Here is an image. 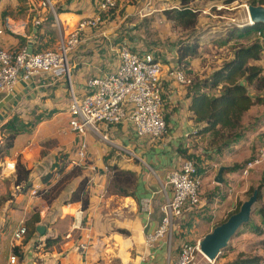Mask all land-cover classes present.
Listing matches in <instances>:
<instances>
[{
  "label": "crops",
  "instance_id": "obj_1",
  "mask_svg": "<svg viewBox=\"0 0 264 264\" xmlns=\"http://www.w3.org/2000/svg\"><path fill=\"white\" fill-rule=\"evenodd\" d=\"M145 1L117 0L115 9L100 13L96 26L83 28L78 44L67 55L68 71L64 78L39 74L23 79L19 73L11 93L0 95V124L15 116L25 127L0 156V264H79L76 244L70 238L71 233L77 231L75 228L84 217L82 214L86 213L88 218V210L93 213L92 220L99 217L115 220L129 234L126 237L119 233L97 236L81 225L80 241L90 244L84 257L86 264L112 260L110 252L114 249L120 254L121 264H166L176 257L180 244L199 240L224 218L234 208L235 200L251 185L250 175L243 177L239 172H227L222 176V183L214 185L211 197H201L203 187L199 205L185 208L182 215L173 220L169 242L166 237H159L149 247L143 245L144 234L151 232L161 217L159 207L164 193H170L169 187L165 186L166 173L177 169L185 155H196L204 162L210 160L203 155L209 135L193 134L199 124L187 110L188 87L177 83L169 72L176 67L173 47L170 53L163 55L151 49L156 51L162 68L163 133L158 137L137 136L128 120L111 126L97 125L96 132L87 131L83 136L86 142L84 165L73 164L78 136L68 128V86L76 97H81L87 91L85 82L88 78L112 72L119 62L116 51L120 44L138 52L147 50L135 29L136 25H146L147 17L154 11L150 8L148 14L140 13ZM48 2L58 10L56 18L64 33L70 32L81 19L96 13L94 0ZM41 3L42 0H0L2 48L16 52L23 47L28 49L30 45L32 52H39L55 47L54 20L48 19V9ZM189 62L190 74H194L192 60ZM254 63L259 65L257 61ZM121 148L129 150L135 157L125 154ZM5 161L14 164L19 161L29 170V188L37 186L40 192H45L71 168H79L80 176L86 177L88 207L82 210L79 202L63 203L79 176H71L46 203L40 192L30 195L29 188L23 192L14 187V171L2 172ZM113 165L135 172L134 196L106 194L108 175L105 170ZM214 166L218 169L221 163L216 162ZM205 177L201 176V184ZM72 206L74 214L64 211ZM34 213L39 217L34 232L12 240L17 226L24 225ZM62 222H66L64 229ZM38 225L43 226L42 235L35 231ZM56 236L58 241L43 247L45 237ZM109 237L112 246L106 242ZM11 245L21 254L14 263L8 261ZM130 252H134L135 257L131 258Z\"/></svg>",
  "mask_w": 264,
  "mask_h": 264
},
{
  "label": "built area",
  "instance_id": "obj_2",
  "mask_svg": "<svg viewBox=\"0 0 264 264\" xmlns=\"http://www.w3.org/2000/svg\"><path fill=\"white\" fill-rule=\"evenodd\" d=\"M252 0H235L229 4L211 2V7L231 10L239 8L243 11L241 23L249 22L246 16V6ZM95 15L83 18L76 23L70 32L64 33L56 13L48 0L41 5L48 6V11L54 20L57 33L56 45L52 49L28 53L23 47L19 51L11 52L0 46V95L9 94L17 81L18 74L21 78L48 74L53 78L67 76V55L78 44L80 31L85 27H94L100 21V13L114 7L117 0H94ZM197 10L198 9H194ZM150 6L148 0L140 8L141 14H148ZM203 12V11H202ZM233 20V19H232ZM37 24L38 21L34 20ZM255 37L260 38V31L255 32ZM118 65L109 73L102 76L90 77L86 80L87 91L76 97L72 88L68 86V128L78 136L75 160L73 164L81 167L85 163L86 142L84 135L87 131L96 132L97 125L111 126L124 120H128L137 136H160L165 128L162 113V88H161V63L156 51L144 50L141 52L129 48L125 44L117 47ZM170 74L181 85L188 86L191 83V75L186 74L181 67L171 69ZM105 139V137H102ZM125 154L135 155L125 148H121ZM264 160V136L256 147L254 155L244 161L239 167V173L243 177L249 174L250 169ZM14 171V162L5 161L2 172ZM201 174L198 172L194 161L184 157L179 167L170 170L165 175V186L169 187V195L164 193L159 210L161 217L157 226L143 236V245L147 248L159 237H166L169 242L173 220L179 218L185 208H193L200 203ZM39 187L28 189L30 195H35ZM81 213L80 210L77 211ZM26 232L22 223L12 233V240L21 239ZM13 247V245H11ZM11 247V248H12ZM76 252L80 256L79 264H86L87 243L78 241L75 245ZM198 256H202L198 250V240L183 242L177 248V255L166 264H196ZM13 254L8 257L9 263L16 262ZM263 264V263H260Z\"/></svg>",
  "mask_w": 264,
  "mask_h": 264
},
{
  "label": "trees",
  "instance_id": "obj_3",
  "mask_svg": "<svg viewBox=\"0 0 264 264\" xmlns=\"http://www.w3.org/2000/svg\"><path fill=\"white\" fill-rule=\"evenodd\" d=\"M176 1L177 5L175 7L162 10L161 15L165 20L173 21L181 29L189 31V34H187L185 38L179 37L173 43L172 47L175 53L176 66L181 67L186 74H190L189 61L197 54L200 45V34L196 29L198 12L189 5L192 0ZM208 1L229 4L235 0ZM250 3L264 6L262 0H252ZM116 5L109 10L115 9ZM54 11L58 12V10ZM48 19L52 20L50 13ZM256 31H260L262 40L252 37V34H255ZM192 33H195V36H193ZM232 39H238L239 41L234 46L231 56L219 67L209 71L207 75L200 78L191 77V83L187 86L189 96L187 110L193 116L194 121L199 124V127L196 128L193 134H208L210 136L208 143L211 146L214 145L217 137L222 140L219 144L223 146H233L239 143V141H242L245 138V130L241 125L242 116L253 105L264 103V68L254 63L260 59V54L263 49L264 25L258 23H230L224 29V41L227 43ZM252 83L254 89L258 92L255 95H252L248 89V86ZM211 90L215 92L212 94L209 93ZM263 124L264 120L261 121L258 126H262ZM24 130V125H22L20 120L15 116L0 124V156L11 147L14 136ZM217 150L219 149L214 147L213 149L210 148L209 151L204 149L203 155H206V158L210 159L211 154L217 152ZM185 156L189 157L188 155ZM236 167H240L239 164ZM236 167L225 168L223 172L233 171L237 169ZM109 170L108 186L110 193L118 196H134L135 172L120 169L115 165L110 166ZM198 172L200 173L199 169ZM28 173L29 170L19 163V161L15 162L13 180L15 188L23 192L29 188L30 185L27 181ZM71 176H79L78 181L63 203L79 202L80 208L85 210L88 207L86 177L80 176L79 168H71L45 192L38 191L37 193L40 192L45 202L49 203ZM63 177H65V179L61 182ZM263 180L264 169H262L260 173L258 184L255 187L251 185L248 186L246 194L256 189L258 200L259 188ZM240 203L241 202L238 201L234 208L216 224L223 221L232 212H235ZM255 214L259 218L258 223L249 221L242 227H249L251 233L259 236L264 234V201L256 207ZM38 221L39 217L37 213L32 214L26 219L24 221L26 227L25 234L33 233L34 224ZM56 241H58L57 236L45 237L42 241L43 247L49 246ZM260 243L264 244V237L260 239ZM11 253L18 259L21 257L16 246L11 248ZM260 263L264 264V256L238 253L233 259L224 264Z\"/></svg>",
  "mask_w": 264,
  "mask_h": 264
},
{
  "label": "rangeland",
  "instance_id": "obj_4",
  "mask_svg": "<svg viewBox=\"0 0 264 264\" xmlns=\"http://www.w3.org/2000/svg\"><path fill=\"white\" fill-rule=\"evenodd\" d=\"M45 1L46 0H42ZM134 3L135 0H132ZM150 8L154 11L147 17L146 25H136L135 29L140 37L146 43L147 50L155 49L157 52L166 54L170 53L172 50L173 43L179 38H185L189 34L188 30L181 29L175 22L165 20L161 15V11L164 9H169L177 5L176 0H148ZM264 4V0H262ZM117 4V3H116ZM144 5V3H143ZM142 5V6H143ZM192 8L198 9L197 20H196V29L199 31V47L197 54L191 58L192 68L194 69V74H191L192 78H200L208 74V72L214 68L219 67L223 62H225L231 55L234 46L238 43V39H232L231 41L225 43L224 41V29L230 23H241L243 19V11L239 8H234L231 10L227 9H215L211 7V2L208 0H192L189 4ZM48 8V6L46 5ZM203 11V12H202ZM49 12V11H48ZM50 13V12H49ZM233 19V20H232ZM123 27V25H121ZM137 35V34H136ZM195 36V33H192ZM253 38L255 34H252ZM258 40H262L260 37ZM261 68H264V45L260 54V59L257 61ZM190 64V63H189ZM248 89L252 95L257 94L258 92L254 89L253 83L248 86ZM214 90H211L209 93H214ZM264 120V103L253 105L248 112H246L241 118V125L244 128L245 138L242 141H239L233 146H223L221 139L217 137L215 139L214 145L211 146L208 143L210 139L208 136L206 138L205 149L209 151L210 148H218L217 152L211 154L210 160L204 162L203 159L197 158L196 155H188L189 158L194 161L203 177L206 178L201 184L200 190L204 187V192L201 197L207 199L212 196V193L215 191L213 188L214 185H217L213 181V176L215 175L217 169L214 166V163L220 162L221 166L225 168H231L233 166H239L250 159L256 150V147L260 143V139L264 136V124L258 126L261 121ZM108 146V145H107ZM204 157H207L206 155ZM200 159L202 161H200ZM200 161V162H198ZM105 170L109 176L110 170ZM237 168V167H236ZM264 169V160L262 163L253 166L249 174L251 176V186L255 187L260 179V173ZM214 170V171H213ZM239 167L230 173H238ZM213 171L211 174L209 172ZM209 173V174H208ZM213 174V175H212ZM227 174L223 172L222 176ZM65 179L62 178L61 182ZM70 179H67L68 182ZM250 186V185H248ZM247 186V187H248ZM106 194H111L107 183L105 184ZM247 189V188H246ZM249 194H246V190L240 195L239 199L235 200V203L238 201H243L246 199ZM66 200V198L64 199ZM264 201V180L261 181L259 188V199L255 203L256 207ZM67 213L74 214L75 208L69 207L66 208ZM88 218H86V213L83 218H81L80 223L76 232H72L71 240L76 244L80 241L81 237L78 231H80L81 225L86 227L90 233H94L97 236L106 235L109 236L112 233H119L120 236H128L129 232L121 228L120 223L112 219H102L99 217L96 220H92V211L88 210ZM259 218L255 214V210L250 216L252 223H258ZM66 222L61 223V228H65ZM123 231V232H122ZM264 237L262 235H256L249 231V227H241L236 236L231 238L227 243L226 247L221 249L214 261L209 262L204 259L202 256H198L196 264H224L225 262L233 259L238 253L252 255L257 254L264 256V244L260 243V239ZM61 240V239H60ZM107 244L112 246L110 242V237L107 238ZM74 244V245H75ZM90 244L87 243V248ZM114 249V248H113ZM110 251V250H109ZM112 260H106V263L102 264H121V257L118 252L114 249L113 252H110ZM130 257H135L134 252H130ZM17 261V260H16ZM128 262V261H127ZM122 264H129L123 262Z\"/></svg>",
  "mask_w": 264,
  "mask_h": 264
},
{
  "label": "water",
  "instance_id": "obj_5",
  "mask_svg": "<svg viewBox=\"0 0 264 264\" xmlns=\"http://www.w3.org/2000/svg\"><path fill=\"white\" fill-rule=\"evenodd\" d=\"M246 16L250 23H258L264 25V6L249 3L246 6ZM28 53L32 50L28 45ZM224 166L218 167L216 174L213 177V182L220 184L223 181L222 173ZM257 201L256 189H253L250 195L241 201L237 210L229 214L223 221L215 224L207 233L198 240V250L208 260L214 261L221 249L225 248L231 238L237 235L239 229L246 225L250 216L255 210ZM35 231L43 234V226L38 225Z\"/></svg>",
  "mask_w": 264,
  "mask_h": 264
},
{
  "label": "bare ground",
  "instance_id": "obj_6",
  "mask_svg": "<svg viewBox=\"0 0 264 264\" xmlns=\"http://www.w3.org/2000/svg\"><path fill=\"white\" fill-rule=\"evenodd\" d=\"M201 255H202V257H203L204 259H206L207 261H209V262L212 263V261H211V260H208L203 254H201Z\"/></svg>",
  "mask_w": 264,
  "mask_h": 264
}]
</instances>
